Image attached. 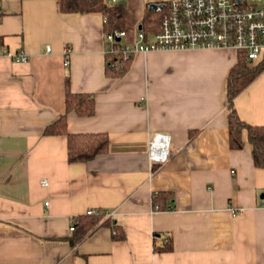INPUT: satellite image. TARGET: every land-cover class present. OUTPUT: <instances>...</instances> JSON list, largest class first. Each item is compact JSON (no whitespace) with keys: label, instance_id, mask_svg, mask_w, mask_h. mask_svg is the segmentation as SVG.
<instances>
[{"label":"crops","instance_id":"0c3cea01","mask_svg":"<svg viewBox=\"0 0 264 264\" xmlns=\"http://www.w3.org/2000/svg\"><path fill=\"white\" fill-rule=\"evenodd\" d=\"M103 24L100 14L60 12L56 0L3 1L0 264H264V169L246 137L242 149L229 142L227 83L238 54H136L112 78ZM67 81L97 102L90 117L69 113L68 131L109 135L108 152L88 162H69L66 135L43 133L66 111ZM235 109L264 124V72ZM159 133L170 136L164 164L149 159ZM93 209L126 239L99 224L73 245L72 226ZM169 241L172 250H155Z\"/></svg>","mask_w":264,"mask_h":264},{"label":"built area","instance_id":"2783aa9c","mask_svg":"<svg viewBox=\"0 0 264 264\" xmlns=\"http://www.w3.org/2000/svg\"><path fill=\"white\" fill-rule=\"evenodd\" d=\"M4 0H0V12ZM116 3L117 0H110ZM264 0H170L156 4V12H163L159 31L136 27L132 40L126 31L104 34L107 54L122 60L136 54L162 50L226 49L245 54L248 60L264 58ZM263 3V4H259ZM155 11V10H154ZM107 21L104 18V22ZM141 27V28H140ZM52 48L47 47L50 52ZM5 54L26 62L23 52ZM70 63L66 61V65ZM170 136L156 134L150 141L149 159L164 164L170 156ZM48 205V203L46 204ZM102 214L93 209L87 215ZM107 217V216H105ZM74 231V225L72 226Z\"/></svg>","mask_w":264,"mask_h":264},{"label":"trees","instance_id":"16d2710c","mask_svg":"<svg viewBox=\"0 0 264 264\" xmlns=\"http://www.w3.org/2000/svg\"><path fill=\"white\" fill-rule=\"evenodd\" d=\"M60 12L73 14H100L107 21L103 24L104 34L115 32L117 30L126 31L128 39L132 40L136 29H130L125 23L124 6L118 4L114 7L108 5L105 0H56ZM153 12V10H150ZM162 19L151 29L159 31V25ZM144 28L145 25H142ZM238 60L231 68L228 77L227 98L228 104V127L229 142L233 150L242 149L245 142L244 138L250 142L253 148L254 165L257 168L264 169V124L250 125L244 122L235 109L236 96L251 85V82L264 72V58L258 61L248 60L245 54L237 53ZM106 73L112 78H119L127 69V64L131 59L115 58L107 55ZM66 111L62 113L58 120L44 130L45 135H66L68 147V160L71 163L88 162L92 158L106 154L109 150V135L106 133H71L68 131V114L77 113L80 117H90L96 112L97 102L93 94L74 93L70 88L69 81L66 83ZM194 132L191 135L194 136ZM246 135V136H245ZM153 168H157L156 166ZM169 196L170 194L167 193ZM166 194V195H167ZM164 195V196H166ZM154 208L156 210H166L157 197H153ZM105 225L111 228L112 237L115 241H124L127 233L119 224L114 223L110 218L106 219L105 214L82 215L77 219L74 225V231L70 241L73 245L80 243L85 237L90 235L94 228L99 225ZM171 241L164 247H155L158 252L172 250Z\"/></svg>","mask_w":264,"mask_h":264},{"label":"rangeland","instance_id":"374dc122","mask_svg":"<svg viewBox=\"0 0 264 264\" xmlns=\"http://www.w3.org/2000/svg\"><path fill=\"white\" fill-rule=\"evenodd\" d=\"M122 1H125L127 4L123 9L126 26L130 29H137L136 27L141 24L145 25L144 29L146 30L148 28H153L163 14V12L159 13L154 10L153 12L150 11V5L168 2L170 0H117L116 3H112L110 0H105V2L111 7L118 5Z\"/></svg>","mask_w":264,"mask_h":264},{"label":"water","instance_id":"95a60500","mask_svg":"<svg viewBox=\"0 0 264 264\" xmlns=\"http://www.w3.org/2000/svg\"><path fill=\"white\" fill-rule=\"evenodd\" d=\"M119 4H121V5H123V6H126V5H127L125 1H122V2H120ZM157 7H158V6H157L156 4H151L150 7H149V9H150V10H155V11H156V10H157ZM140 28H141V27H140Z\"/></svg>","mask_w":264,"mask_h":264}]
</instances>
